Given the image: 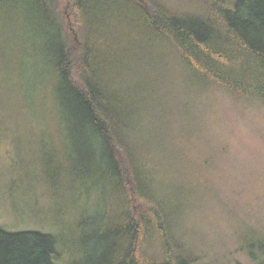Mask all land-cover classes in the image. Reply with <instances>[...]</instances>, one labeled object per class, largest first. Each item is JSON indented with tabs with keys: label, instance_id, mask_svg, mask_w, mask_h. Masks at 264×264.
<instances>
[{
	"label": "trees",
	"instance_id": "1",
	"mask_svg": "<svg viewBox=\"0 0 264 264\" xmlns=\"http://www.w3.org/2000/svg\"><path fill=\"white\" fill-rule=\"evenodd\" d=\"M220 95L240 111L264 103V0H0L3 129L42 139L45 124L51 138L77 140L83 173L113 189L84 264H226L205 259L190 223V210L218 203L237 250L264 264V208L237 211L221 198L225 175L208 169L224 152L205 131ZM174 99L162 127L152 111ZM60 243L0 224V264H62Z\"/></svg>",
	"mask_w": 264,
	"mask_h": 264
},
{
	"label": "rangeland",
	"instance_id": "2",
	"mask_svg": "<svg viewBox=\"0 0 264 264\" xmlns=\"http://www.w3.org/2000/svg\"><path fill=\"white\" fill-rule=\"evenodd\" d=\"M27 69L33 73L32 67ZM31 75V86L28 84L26 89L32 96L29 93V100L33 101L29 111L34 115ZM43 90L42 87L40 96L44 103ZM175 105L174 99L152 111L162 127L167 123L165 112L172 111ZM205 108V121L209 123L205 131L214 129L215 141L223 143L222 158L217 157L216 165L208 168L225 175L221 198L229 200L231 206L236 204L237 211L245 216L249 207L255 211L264 208V103L240 111L220 95ZM46 109L41 106V113ZM180 120L185 124L186 119ZM9 125L16 132L3 129L0 123V224L9 231L34 229L53 233L61 242L59 262L84 264L88 250L94 246L85 236L95 237L108 224L114 209L113 189L105 188L102 181L98 183L96 176L83 173L87 161L77 151L81 145L77 140L53 139L48 133L50 126L45 124L40 127L47 131L42 139L29 137V128L22 124ZM225 210L219 203L213 211L205 204L190 210V223L202 233L199 238L204 239L200 247L205 249V259L217 254L226 264H256L237 250L236 239L228 233L232 218ZM210 241L214 245L209 250L206 246Z\"/></svg>",
	"mask_w": 264,
	"mask_h": 264
},
{
	"label": "water",
	"instance_id": "3",
	"mask_svg": "<svg viewBox=\"0 0 264 264\" xmlns=\"http://www.w3.org/2000/svg\"><path fill=\"white\" fill-rule=\"evenodd\" d=\"M71 27V26H70ZM71 29H73L72 27H71Z\"/></svg>",
	"mask_w": 264,
	"mask_h": 264
}]
</instances>
